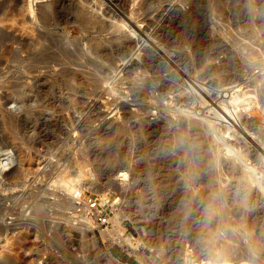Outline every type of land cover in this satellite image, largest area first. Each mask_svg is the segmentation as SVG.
<instances>
[{"label": "rangeland", "instance_id": "1", "mask_svg": "<svg viewBox=\"0 0 264 264\" xmlns=\"http://www.w3.org/2000/svg\"><path fill=\"white\" fill-rule=\"evenodd\" d=\"M33 2L0 17L75 53L26 70L0 23V261L264 264V0Z\"/></svg>", "mask_w": 264, "mask_h": 264}, {"label": "bare ground", "instance_id": "2", "mask_svg": "<svg viewBox=\"0 0 264 264\" xmlns=\"http://www.w3.org/2000/svg\"><path fill=\"white\" fill-rule=\"evenodd\" d=\"M34 0H29V9L33 10V2ZM54 1V0H53ZM52 2V1H51ZM57 2V1H56ZM38 5V3H37ZM51 5V8H52V3L50 4ZM49 6V5H47ZM44 7V6H43ZM55 6L52 8L54 9ZM3 9V8H2ZM26 9V8H25ZM24 8H22L19 12H13V8L12 10H6L5 12H1L3 15L0 17V23L1 25H3L6 29L8 28L10 30V35H7L6 37L4 36V34L2 36H4V40H11V43L12 44H16V47H14L12 50H11V56H12V59L13 61L19 65V66H26L24 67L25 69L28 68V67H31L34 66H46L47 67V62L48 64H53L51 63L54 59H56L57 57H60L61 56H65L67 55L66 53H68V55H73L75 52L73 51V54L71 53V51L66 47L68 46L67 44L65 45L66 42H64L65 40H63V38H54L53 36L54 35H50L49 33H46V32H43L41 31L39 28V22L36 20V19H31V20H28V17L26 15V10ZM44 9V8H43ZM50 9V7L48 8ZM50 9V11L52 10ZM44 11V10H43ZM46 11V10H45ZM49 11V12H50ZM55 11V9H54ZM53 11V12H54ZM48 12V11H47ZM47 12H45L46 14H48ZM44 14L45 16L42 17L41 16V19L44 18V19H47V20H44L43 24L44 26H47L46 28H49V26L51 25V22L48 20L47 16ZM50 15H53L50 13ZM49 15V16H50ZM48 16V17H49ZM40 18V17H39ZM52 18V17H50ZM54 18V16H53ZM30 19V18H29ZM43 20V19H42ZM88 23L89 20H86ZM41 22V23H42ZM56 23V22H55ZM61 23V22H59ZM90 23V22H89ZM88 23V24H89ZM42 25V24H41ZM84 25V24H83ZM2 26V27H3ZM43 26V25H42ZM43 26V27H44ZM87 26V25H86ZM53 27V26H52ZM52 29V28H50ZM4 33V32H3ZM0 34H2V32L0 31ZM9 34V33H8ZM1 38V36H0ZM3 39V38H2ZM77 39V38H76ZM3 40V41H4ZM69 42V41H68ZM64 43V45H63ZM72 43V42H71ZM70 44V43H69ZM81 44V43H80ZM14 46V45H13ZM101 47V46H100ZM120 48V47H119ZM74 50V49H73ZM77 50V49H76ZM22 52H26V56L23 57V54ZM109 50L108 49H103V51H101L100 53H102L101 56H104L103 54L105 53H108ZM64 54V55H63ZM67 55V56H68ZM100 55V54H99ZM107 55V54H106ZM105 55V56H106ZM100 56V57H101ZM74 57V56H73ZM59 58V59H60ZM66 58V57H65ZM69 58V57H67ZM71 58V57H70ZM69 58V59H70ZM11 59V58H10ZM58 59V58H57ZM56 59V60H57ZM66 60V59H65ZM68 60V59H67ZM71 60V59H70ZM69 60V61H70ZM73 60V59H72ZM64 62V60H62ZM72 62V61H71ZM55 63V62H54ZM43 64V65H42ZM57 64V63H56ZM61 64V63H60ZM66 64V63H65ZM73 64V63H72ZM87 64V62H86ZM18 66V67H19ZM44 66V68H45ZM48 66H51V65H48ZM55 66V65H54ZM79 67V66H78ZM37 68V67H36ZM35 68V69H36ZM39 68V69H40ZM61 68V66H60ZM34 69V68H33ZM77 69V68H76ZM27 70V69H26ZM79 72V71H78ZM14 78V77H13ZM57 78V77H56ZM68 80V79H67ZM22 82V80H21ZM19 86V85H18ZM40 94V93H39ZM35 97V95H34ZM12 120V119H11ZM15 123V122H13ZM12 123V124H13ZM17 125V124H16ZM39 125V124H38ZM25 133V132H24ZM27 133V132H26ZM21 138V137H20ZM24 154V153H23ZM27 157V156H26ZM4 160H7L6 162ZM14 160V153L11 149L9 148H1L0 147V184L5 182V179H7L5 176L7 175H10L12 173V175L15 174V176H19L20 174H22L21 172L24 171V167L23 165L22 166H19L18 169H15L13 170V163ZM25 161V160H24ZM23 162V161H22ZM24 164V162H23ZM13 170V172L11 171ZM125 175L126 178H128L129 176V173L128 171H125V170H119V176H123ZM9 177V176H7ZM13 185V184H11ZM106 197V196H105ZM104 200V203H105V199ZM38 206V205H37ZM106 207V206H105ZM109 208V207H108ZM40 208L39 207H36L35 210H37ZM38 211V210H37ZM108 211V210H107ZM109 214V216L111 217V219H115V220H118V213L117 214H114L112 215L111 213H107ZM1 227V225H0ZM119 228H117V234H118V237L120 239L123 238L124 236V230L119 226ZM4 228V227H3ZM2 228V229H3ZM1 229V230H2ZM6 229V228H5ZM108 229V228H107ZM107 229H104L106 230L105 231V234L108 235V233H111L112 231H109ZM0 230V231H1ZM39 253H36V256H38ZM13 261V260H12ZM11 261V259H7L4 260V262L2 263L0 261V263L2 264H12L13 262Z\"/></svg>", "mask_w": 264, "mask_h": 264}, {"label": "built area", "instance_id": "3", "mask_svg": "<svg viewBox=\"0 0 264 264\" xmlns=\"http://www.w3.org/2000/svg\"><path fill=\"white\" fill-rule=\"evenodd\" d=\"M122 178H126L125 175L120 176ZM88 203H89V210L90 211H95V217L97 219V222L99 225L102 227H108L110 218L107 214V210L105 209L104 205L100 202V200L94 196L91 195L88 198Z\"/></svg>", "mask_w": 264, "mask_h": 264}]
</instances>
